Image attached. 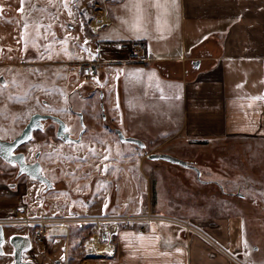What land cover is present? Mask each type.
Segmentation results:
<instances>
[{
  "label": "crops",
  "instance_id": "1",
  "mask_svg": "<svg viewBox=\"0 0 264 264\" xmlns=\"http://www.w3.org/2000/svg\"><path fill=\"white\" fill-rule=\"evenodd\" d=\"M103 2H96L98 7L79 19L89 17L94 46H118L124 40L146 43L144 62L130 63L124 51H110L106 57L95 53L110 76L109 68L129 61L125 77L120 78L127 119L136 104L134 98L140 97L135 96L138 90L156 105L158 120L172 121L178 114L172 137L205 144L223 143L228 136L264 141V0H176L178 7L172 0H160L159 8L152 0H139L140 27L135 26L134 0ZM157 126L160 133L164 131ZM165 141L158 140L151 151L157 152ZM205 167L199 174L189 166L150 171L144 175L146 202L123 213L150 211L188 219L243 257V216L237 210L244 200L238 194L242 184L232 185V178L220 177L232 176L228 169ZM221 180L230 182V188ZM110 188L103 190L104 198H97L98 212L106 206L103 200ZM96 194L99 197V191ZM211 197L213 201L208 202ZM93 234L88 237L90 264H233L200 236L168 222H120L110 234ZM93 239L108 247L98 248L91 244Z\"/></svg>",
  "mask_w": 264,
  "mask_h": 264
},
{
  "label": "flooded vegetation",
  "instance_id": "2",
  "mask_svg": "<svg viewBox=\"0 0 264 264\" xmlns=\"http://www.w3.org/2000/svg\"><path fill=\"white\" fill-rule=\"evenodd\" d=\"M14 1L19 10L20 0ZM32 1L42 6L40 0H25L22 13ZM64 1L67 11L58 13V23L42 26L41 40L30 37L32 28L0 23V264H69L66 256L74 253L69 244L81 238L75 229L96 225L97 216L119 214L110 212L118 182L109 169V133L121 139L113 105L121 124L127 118L120 79L114 100L106 66L90 47H82L77 22L98 3L80 11L78 0ZM2 9L14 21V10ZM84 33L91 41L89 22ZM99 178L106 186L112 182L100 212ZM40 227L44 248L34 238ZM48 229L58 232L53 246ZM43 253L51 258L43 260Z\"/></svg>",
  "mask_w": 264,
  "mask_h": 264
},
{
  "label": "rangeland",
  "instance_id": "3",
  "mask_svg": "<svg viewBox=\"0 0 264 264\" xmlns=\"http://www.w3.org/2000/svg\"><path fill=\"white\" fill-rule=\"evenodd\" d=\"M40 1L41 2H38L42 4V6L36 5V3L32 1L28 5V10L22 13L20 11H17L19 5L17 6L14 0H0V8L14 10L15 14L12 18L14 19L13 21L11 19H6L8 17H5L9 14V12L7 13V15H2V12H0V23L13 22L20 25L23 29L32 28L35 34L38 35L34 36V34L30 37L41 40L42 26H46L48 23H58V13L60 14L61 12H66L69 6L65 5L64 0ZM93 1L99 2V5H102L104 3L103 0H78L77 8L79 10L85 8L84 11H86L87 4H91L93 3ZM88 19L84 18L82 21L78 20L77 22V25H80V27L82 28L81 39L83 48L90 47L91 50L96 53V55L101 52L104 57L110 56V51H115L116 53L123 52L116 44L107 45L106 43H101L99 46L97 44L94 46V42H91L89 38L86 37L87 35L84 33L85 29L88 30ZM25 25H27V27H25ZM104 52L107 53L105 54ZM125 56L127 58L126 53ZM124 62H126L124 64L125 66H112L111 68H109L113 72L110 81V93L113 94L112 97L114 100L116 99V97H114V92L117 86L115 79L117 76L119 79H123L126 74L125 72L127 71L126 65H128L129 61ZM130 63L133 62L130 61ZM125 88H127V86H125ZM135 96L140 97L134 98V100H137L135 101L136 104L133 105V110L127 113L128 119L126 118L124 124H121L120 119L117 116L118 112L116 109V105H113L112 109L115 121L114 125L119 126V129L122 131L123 135L135 137L141 140L144 143V147H141L139 144L129 140H117L115 133H109V137L112 139L111 142L113 143V150L111 151L113 153L109 156V158L111 159V166H109V169H111V172H113L114 181L118 182L117 186L114 185V197L113 200L110 201V205L115 204L116 207L114 209H111V211L119 214H124L123 212H130V209L136 210L140 206H143V204L147 200V196L145 194L146 179L144 175L150 173V171L158 169L164 170L167 168L182 169L188 167L177 162H171L163 159H151L147 156H144L143 158L141 157L142 154L147 152L148 150H150L151 152V148L155 146L154 144L158 140H166L157 152L168 153L183 160L191 157L194 160H189V162H195V164L192 165L194 166L193 168L198 171L200 168H206L205 166L228 169L230 170L232 176H220L221 174L218 175L220 177L228 179L232 178V185H237V183L242 184V188L238 194L242 195L244 200L243 203L239 207H237V210L243 216V232L246 242V249L244 251L243 257H240L236 253H234V255L247 264H264V141L261 140V137L255 139L253 137L228 136L223 143L216 144H205L201 142L195 143L184 138L172 137L171 128H173L178 114L174 113V119L172 121L169 120L166 122H162L156 118L159 110L157 109L156 105L153 104L152 100L148 99L147 101L143 99L142 97L145 95L140 93L138 94V90L135 92ZM155 98L157 97L155 96ZM134 109H139L141 112L137 114L136 112H134ZM137 115L139 116L137 117ZM157 125H162L161 128L164 127V131H161L160 133ZM122 151L126 153L122 155ZM202 164H204L205 166H203ZM233 173H237L238 175L233 176ZM117 178L119 179L117 180ZM149 178L152 180L153 176ZM195 179L196 177L194 178V180ZM222 182L225 184V187L227 189L230 188V182ZM106 183L108 184L107 186L105 185V181L101 178L97 180L96 192L99 191V197L97 198H104L103 190H105L106 187L110 188L112 186V182L106 181ZM151 183L153 184V181H151ZM179 185L180 184H178V186ZM190 185L195 184L191 183ZM153 198V187L151 185V201H154ZM210 201H213V197H211V199H208V202ZM81 212L83 213L86 211L81 210ZM106 223H109V221L96 223V225L93 226L88 224L87 228L82 227L80 230L75 229L76 231L81 232V238L80 240L73 241L69 244V247L74 248V253L68 255L69 264H90L93 256L91 255L92 250H90L89 247L90 244L88 243V237L94 232L103 233L102 227H106ZM57 233L58 232L56 229L47 230V236L51 246L55 244L53 239L55 235H57ZM75 235H77V233ZM93 236H96V234H93ZM84 238L85 241H83ZM220 244L227 249V247L222 243ZM99 247L102 248L103 246ZM219 253L223 254L220 251ZM43 254V260L48 261L51 258V255H48L46 253ZM230 261L235 264L232 260Z\"/></svg>",
  "mask_w": 264,
  "mask_h": 264
},
{
  "label": "built area",
  "instance_id": "4",
  "mask_svg": "<svg viewBox=\"0 0 264 264\" xmlns=\"http://www.w3.org/2000/svg\"><path fill=\"white\" fill-rule=\"evenodd\" d=\"M118 47L120 50L124 51L127 55V59L131 62H144L145 51H146V43L142 40H124L118 43ZM163 221L175 224L177 226L182 227L186 231L199 235L205 241H207L210 245H212L215 249L222 252L225 256H227L230 260H232L235 264H246L245 262L238 259L237 256L234 255L231 251L224 248L212 235H210L203 227L200 225L186 219H182L175 216L164 215L160 213H151L147 212L145 214L139 215H126V214H118L113 216H97L96 222H106V227H102L103 233L110 234L117 229L118 222H129V221ZM100 225V224H99ZM109 228V231H108ZM113 229V230H112ZM34 238L36 242H38L41 248L47 246L46 235L44 232V228H37L34 232ZM242 262V263H241Z\"/></svg>",
  "mask_w": 264,
  "mask_h": 264
},
{
  "label": "water",
  "instance_id": "5",
  "mask_svg": "<svg viewBox=\"0 0 264 264\" xmlns=\"http://www.w3.org/2000/svg\"><path fill=\"white\" fill-rule=\"evenodd\" d=\"M118 133H119L122 140H129V141H132V142L139 144L141 147H144V143L141 140H139L138 138L125 136V135H123V133L120 130H118ZM146 156L148 158H151V159H163V160H167V161H171V162H177V163H180L182 165L194 167L189 161L179 159V158L174 157L168 153L152 151V152L146 153ZM197 174H199L198 170H197Z\"/></svg>",
  "mask_w": 264,
  "mask_h": 264
},
{
  "label": "snow or ice",
  "instance_id": "6",
  "mask_svg": "<svg viewBox=\"0 0 264 264\" xmlns=\"http://www.w3.org/2000/svg\"><path fill=\"white\" fill-rule=\"evenodd\" d=\"M20 2H21V8L18 11L23 12V5L25 3V0H20ZM152 2L154 3L155 7H158V8L162 7L160 0H152ZM172 3L174 6L178 7V5L176 4V0H172ZM134 6L136 7L137 13H138V15L136 17V25L135 26L140 27L141 26L140 22L143 20V10L141 8V4H140L139 0H134ZM2 11H3V9L0 8V12H2ZM25 27H27V25H25ZM257 99H259V98H257ZM65 131H68V129L65 128Z\"/></svg>",
  "mask_w": 264,
  "mask_h": 264
},
{
  "label": "bare ground",
  "instance_id": "7",
  "mask_svg": "<svg viewBox=\"0 0 264 264\" xmlns=\"http://www.w3.org/2000/svg\"><path fill=\"white\" fill-rule=\"evenodd\" d=\"M112 230H113V229H112ZM108 231H109V228H108ZM95 239H96V238H95ZM90 242H91V244H96V245H98L97 243H99V242H97V241H95V240H94V241H91V240H90ZM96 245H95V246H96ZM99 246H106V247H108L106 244H103V243H101V242H100ZM99 246H98V248H100ZM106 247H105V248H106ZM98 250H99V249H98ZM96 251H97V250H96Z\"/></svg>",
  "mask_w": 264,
  "mask_h": 264
}]
</instances>
